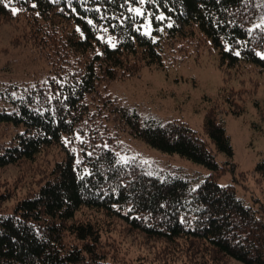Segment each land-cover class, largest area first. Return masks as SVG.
Instances as JSON below:
<instances>
[{
    "label": "trees",
    "instance_id": "trees-1",
    "mask_svg": "<svg viewBox=\"0 0 264 264\" xmlns=\"http://www.w3.org/2000/svg\"><path fill=\"white\" fill-rule=\"evenodd\" d=\"M13 8L31 15L51 73L20 95L2 94L8 108L0 126L15 133L0 148V168L32 163L54 147L64 158L36 192L0 213V264H115L99 223L77 219L83 209L121 219L168 248L186 243L194 257L264 264V219L233 185L216 180L230 164L220 165L217 153L234 156L222 120L209 115L202 138L182 122L142 121L111 99L94 106L101 82L131 76L141 62L162 67L163 44L196 33L218 51L221 66L264 73V0H0V17ZM108 118L211 176L194 188L181 177L161 179L119 162L99 136ZM254 173L264 180V160Z\"/></svg>",
    "mask_w": 264,
    "mask_h": 264
},
{
    "label": "rangeland",
    "instance_id": "rangeland-1",
    "mask_svg": "<svg viewBox=\"0 0 264 264\" xmlns=\"http://www.w3.org/2000/svg\"><path fill=\"white\" fill-rule=\"evenodd\" d=\"M30 19L29 13L18 10L15 15L0 17V111L8 108L3 93L16 89L15 94L20 95L21 88L50 78V63L40 52L39 41L34 40ZM260 22L264 24V19ZM192 36L163 44L162 67L141 62L133 68L135 74L119 73L116 80L101 82L94 106L111 99L115 105L136 111L142 121L182 122L202 138H206V118L215 114L224 122L234 151L232 159L217 153L220 165L230 164L216 180L221 186L233 185L238 197L264 219V180L254 173L264 160V73L250 65L233 69L221 66L218 51L201 35ZM237 111L241 114L234 113ZM103 125L99 135L102 144L121 163L135 164L161 179L181 177L194 188L212 174L188 158L147 145L122 130L113 118ZM14 133L15 129L0 126V148ZM63 158L61 150L54 147L43 151L32 163L0 168V213L12 211L19 200L36 192ZM77 219L99 223L103 244L115 264H241L226 257H194L193 250L182 242L179 248H168L164 241L148 239L123 220L102 213L83 209Z\"/></svg>",
    "mask_w": 264,
    "mask_h": 264
},
{
    "label": "snow or ice",
    "instance_id": "snow-or-ice-1",
    "mask_svg": "<svg viewBox=\"0 0 264 264\" xmlns=\"http://www.w3.org/2000/svg\"><path fill=\"white\" fill-rule=\"evenodd\" d=\"M16 11L17 10L15 8L12 9V12H13L14 15L16 14Z\"/></svg>",
    "mask_w": 264,
    "mask_h": 264
}]
</instances>
